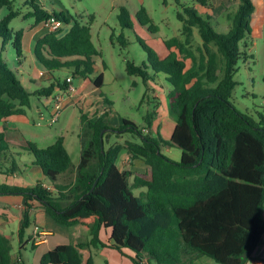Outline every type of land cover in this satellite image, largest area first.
Wrapping results in <instances>:
<instances>
[{"label":"trees","instance_id":"16d2710c","mask_svg":"<svg viewBox=\"0 0 264 264\" xmlns=\"http://www.w3.org/2000/svg\"><path fill=\"white\" fill-rule=\"evenodd\" d=\"M14 1L0 0V11L6 8L9 12L0 20V39L3 48L12 44L20 58L24 32L10 28L21 15V10H14ZM174 2L183 10L177 17L184 24L186 41L173 38L164 42L168 55L163 59L141 43L149 65L127 63L128 74L141 77L145 84L154 78L151 69L155 78L162 74L172 86L169 110L176 127L171 139L144 134L151 130L157 110L145 117L147 126L140 129L125 118L116 128L108 123L109 116L91 120L80 108L81 155L71 184L57 185L60 175L73 168L62 137L44 149L28 145L33 164L55 190L41 183L33 188L0 184V197L20 196L25 200L24 221L18 231L21 243L34 224V203L60 225L90 229L87 243L58 246L46 253L40 264H82L80 249L85 247L131 253L134 264H195L199 258L217 264H264V259L253 258L264 236V116L255 119L240 112L231 101L238 64L245 54L241 43L252 34L255 6L252 0H239L237 10L228 15L231 28L222 34L212 24L211 0ZM24 6L29 9L25 19H34L35 26L44 25L51 17L69 26L38 40L34 48L37 63L51 75L72 69L74 75L101 88L104 74L93 78L94 59L100 53L93 44L91 27L63 11L58 14L46 10L38 0H25ZM118 18L122 28L134 27L127 8H121ZM137 19L149 32H159L145 7L139 10ZM194 28L203 45L199 63L189 49L188 36ZM121 42L127 45L123 35ZM188 59L192 60L190 68ZM68 87L67 81L55 79L49 87L31 92L0 55V121L26 115L33 97L49 98L56 88L63 91ZM110 132L132 134L140 142L127 140L108 147ZM164 147L180 150V161L163 155ZM125 152L131 160L143 161L145 170H121L118 164ZM16 156L0 134V172L8 176L18 172ZM142 189L137 195L136 191ZM103 229L111 233L108 243L101 240ZM12 252L11 240L0 233V264H20L21 259L15 262ZM88 264H93L92 258Z\"/></svg>","mask_w":264,"mask_h":264},{"label":"rangeland","instance_id":"374dc122","mask_svg":"<svg viewBox=\"0 0 264 264\" xmlns=\"http://www.w3.org/2000/svg\"><path fill=\"white\" fill-rule=\"evenodd\" d=\"M252 1L256 8L258 0ZM211 2L217 3L218 0H211ZM47 4L49 8L53 6L56 13L59 14L63 10L68 16L76 18L82 25L91 27L93 44L100 53L94 59L96 71L93 77L96 78L101 73L105 77L104 85L96 93L93 92L94 87L90 81L74 75L72 69L54 71L52 73L53 77L61 81H64L69 76L74 79V89L67 88L61 93L65 103L58 121L50 124V118L54 114L53 105L49 108L42 106L40 98L33 97L32 107L27 110L28 128L38 136L30 139L33 140L34 145L38 149H44L54 144L58 138L63 137L70 149L73 162L77 164L80 160V135L82 133L80 108L91 120L109 116L108 123L115 128L122 124V119L124 118L133 121L140 129L147 126L145 117L159 108L157 103H160V98L156 95L158 94L159 96V94L165 92L162 86L170 89H172V86L162 74L158 76L159 78H155L151 69L149 72L154 78H151L145 84L141 77L128 74L127 63L132 62L136 66L149 65L148 54L141 43L156 50L163 59L168 55L164 42L173 38L185 42L187 35L184 32V24L177 17L178 13L183 10L177 6L174 0H47ZM122 7L127 8L130 12L134 23L132 29H124L120 25L118 17ZM142 7L148 10L155 25L159 27L158 33L149 32L147 27L139 23L137 14ZM237 8V1L229 0L223 14L213 18L212 24L217 32L226 34L230 30L232 23L228 15L236 11ZM24 9V0L14 1V10H21L24 13ZM8 13V9H3L2 18L7 16ZM257 18L255 17L256 20ZM33 23V19H24L22 14L11 22L10 28L17 32ZM68 28L69 26H66L65 29L67 30ZM122 35L127 43L126 46L121 42ZM188 38L189 49L199 63L204 52L198 29L194 28ZM2 43L3 41L0 39V55L3 61L9 69L17 74L22 85L27 87L28 85L21 77H26L27 75L24 74V71L29 69L32 71L33 66H31L29 61L25 60H22V66L19 65L17 51L13 45L9 43L3 48ZM212 48L217 53L216 47L212 46ZM241 49L245 54L238 64V71L235 76L237 86L231 101L240 112L258 119L260 116H264V39L260 38L256 32H252L249 40L241 43ZM173 50L178 52L176 49ZM218 56L220 59L221 56ZM103 64H105V69H103ZM186 64L187 68H190L192 60H186ZM36 69V71L33 70L36 78L40 77L39 70L45 71V69L40 67ZM31 87L34 88V86ZM145 95L146 98L143 101ZM168 96L169 94L167 95L169 102ZM69 100H71V103L68 102ZM37 107H41L43 111L42 117H40ZM167 108V105H165L164 109L167 110ZM173 118L163 120L161 117L156 116L155 120L159 121L160 128H152L148 133L144 132V134L155 138L161 137L163 140L169 141L176 123L175 118ZM119 135L112 133L108 136V147L115 143L124 144L127 140L140 142L138 136L128 133ZM162 150V154L169 159L175 162L180 161L181 151L177 148L164 147ZM123 155L126 157L129 154L125 152ZM132 161H135L134 166H137L135 167L137 171L145 168L143 161L139 159ZM136 194L138 195L139 191H136ZM72 239L70 240L72 241ZM14 241L15 251L18 252V236H16ZM25 248L27 255H31L33 252L32 244L29 243ZM209 262L217 264L210 260Z\"/></svg>","mask_w":264,"mask_h":264},{"label":"crops","instance_id":"0c3cea01","mask_svg":"<svg viewBox=\"0 0 264 264\" xmlns=\"http://www.w3.org/2000/svg\"><path fill=\"white\" fill-rule=\"evenodd\" d=\"M228 1L229 0H218L217 3H213L214 18L223 14V12L226 10L225 6L227 5ZM236 1H237V5L239 6L240 3L239 0ZM38 3L41 6H43L46 10L50 12H56L53 6L51 8L47 6L48 5L47 0H38ZM217 5L219 9L218 11H217ZM2 11L3 10L0 11V20L3 19ZM28 13H29L28 8L24 9V13L23 11H21V15L23 14L24 19H25V15H27ZM254 15L255 17H258L257 20L255 19ZM251 26H252V32L253 33L256 32L260 38L264 39V0H258V5L255 8V12L253 14V18L251 21ZM22 31L24 32L23 57L19 58L17 56V60L19 62V65L21 66L23 64L22 60L29 61L31 66H33V68L32 71L31 69H29L28 71L25 70L24 74L27 76L21 77V79H23L25 83L28 85L26 88L29 91L36 92L42 88L49 87L52 84V82H54V80L57 79L53 77V75H51L47 70L45 71L39 70V76H40V72L44 71L46 73L45 77H41V76L37 78L34 77L35 71L37 70L36 68L38 67L42 68L36 61V58L34 56V48L38 40L46 34V30L44 29L43 25L35 26V21H34L33 24L22 29ZM33 70L35 71L33 72ZM95 71H96V66H95ZM68 78H72V77L69 76L64 81H67ZM104 82H105V77H104ZM90 83L94 87L93 92L97 93L98 88H96L91 81ZM31 86H34V88H32ZM162 87L165 89V92H162L161 94H159V96L158 94L156 95L157 97L160 98L159 100L161 103L157 110L158 113L157 116L161 117V119L163 120H168L173 118V116L170 113V110H168L169 102L167 100V95L171 92V89L168 87L166 88L164 86ZM68 88H70L71 90L74 89L73 78L72 81L69 83ZM60 91L61 90L59 88H56L53 95L58 94ZM48 99L49 98H40L41 105L47 108L51 107L49 106L50 101ZM69 99L71 98L69 97ZM68 102L71 103V100H69ZM64 103H65V99H64ZM165 105H167L168 107L167 110L164 109ZM37 111L39 112L40 117H42L43 111L41 107H37ZM28 125L29 123H28L27 115L13 116L6 120L0 121V134H3L5 140L10 144L12 153L17 155L16 160L19 165V171L16 172L14 175L8 176L4 172H0V184H8L11 186H17L22 188H33L37 184L41 183L44 187H49L55 190V185L51 183L44 176L42 170L39 167L33 164L35 159L33 154L28 151V145L29 143L34 144L33 140L30 139H34L38 136L28 128ZM175 127H176V123L174 124L171 137L173 135ZM152 128L159 129L160 128L159 121L154 120ZM65 146L71 156L70 149L67 146L66 142H65ZM80 155H81V143H80ZM126 157L125 155H122L119 160L118 165L121 170H131L136 172H143L145 170L146 166L141 171H137L135 169V167L137 166L136 165L134 166L135 161H132L129 155H127ZM79 162L75 164L72 160L73 168L70 171L60 175L57 181L58 186H65L72 183V180L75 179L76 168ZM138 191L140 193L144 191V189ZM24 208H25V200L23 197L20 196L0 197V233L11 240L13 246V252H12L13 260L15 262L19 261L20 258L21 259L20 264H40L42 257L49 251L57 248L58 246H62V245L77 246L81 243H87L90 240V229L87 226L66 227L60 225L56 223L43 210L42 206L39 203H34L33 209L31 210V217L34 224L27 231V237L25 238L24 242L21 243L18 236V231L24 221ZM263 217H264V213H263ZM36 225H38L37 227H39L42 230L45 236L44 240L38 243H34V240L32 238L33 229L34 227H36ZM16 236H18L19 253L15 251L16 248L14 244L15 243L14 239L16 238ZM71 238H73L72 241L70 240ZM110 238H111L110 231L103 229L101 233V240L104 243H108L110 242ZM29 243L32 245L34 244L35 246L31 254L33 257L31 255L29 256L27 255L25 246L28 245ZM80 253L82 255V261H83L82 264H88L89 258L93 259V264H134L133 260L131 259V256H133L131 253L128 252L121 253L111 248L85 247L83 249H80ZM258 254H260V256H258ZM253 258L264 259V236L261 244L257 247L255 252L253 253ZM145 261L146 260H143V262ZM195 264H211V263L209 262V260L205 258H199L196 260Z\"/></svg>","mask_w":264,"mask_h":264},{"label":"built area","instance_id":"2783aa9c","mask_svg":"<svg viewBox=\"0 0 264 264\" xmlns=\"http://www.w3.org/2000/svg\"><path fill=\"white\" fill-rule=\"evenodd\" d=\"M44 29L46 30V33H51V32H56L58 30H62L66 28V25L58 20L55 17H51L48 21H46L44 23ZM40 76L41 77H45L46 73L44 71L40 72ZM72 81V78H68L67 82L70 83ZM62 91H60L58 94L53 95L51 97H49V105L53 107L54 109V114L51 116L50 118V124H54L58 121L61 112L63 111L64 108V98L61 95ZM49 190H53L49 187H46ZM44 233L42 232V230L39 227H34L33 229V234H32V238L34 240V243H38L42 240H44Z\"/></svg>","mask_w":264,"mask_h":264},{"label":"water","instance_id":"95a60500","mask_svg":"<svg viewBox=\"0 0 264 264\" xmlns=\"http://www.w3.org/2000/svg\"><path fill=\"white\" fill-rule=\"evenodd\" d=\"M103 135H104V132L101 133V137H103Z\"/></svg>","mask_w":264,"mask_h":264}]
</instances>
